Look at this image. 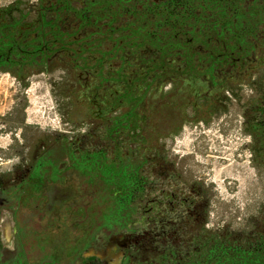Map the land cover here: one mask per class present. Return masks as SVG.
<instances>
[{"label":"rangeland","instance_id":"374dc122","mask_svg":"<svg viewBox=\"0 0 264 264\" xmlns=\"http://www.w3.org/2000/svg\"><path fill=\"white\" fill-rule=\"evenodd\" d=\"M55 4L62 3L0 0V26L50 40L49 29L38 27L43 15L54 20ZM127 19L111 33L107 19L82 26L60 11L57 27L77 31L65 39L75 43L44 62L0 70V157L9 161L0 168L10 167L15 150L59 136L72 169H92L96 179L142 176L144 189L123 213L129 225L105 229L94 245L112 263L123 256L131 264L199 259L215 243L250 248L264 235V20L255 31V60L213 87L197 75L151 80L149 63L140 64L151 50L139 47ZM99 153L98 164L88 157ZM78 177L93 186L92 177Z\"/></svg>","mask_w":264,"mask_h":264},{"label":"flooded vegetation","instance_id":"af4514ba","mask_svg":"<svg viewBox=\"0 0 264 264\" xmlns=\"http://www.w3.org/2000/svg\"><path fill=\"white\" fill-rule=\"evenodd\" d=\"M93 1L82 0L81 4L72 5L70 0H59L61 5L50 6L49 11L55 14L54 20L48 22L43 15L38 27L40 29L46 26L49 29L48 33L52 37L50 40L44 39L46 35L28 40L24 36H17L12 29L6 30L11 26H0V70H12L25 64L30 66L44 62L58 51L66 50L71 42L76 41L66 42L65 39L75 36L78 32L59 30L57 22L60 11L72 12L81 25L86 26L97 20L92 18L85 23L80 20L75 10H81ZM65 5L74 11L68 10ZM112 9L115 10L116 7L113 6ZM97 15L101 17L98 21L107 19L110 23L112 19L111 13ZM121 18L111 24L116 32L119 28H116L114 23ZM71 51L75 53L74 49ZM255 57L256 52L252 61ZM146 74L151 75L147 71ZM207 84L213 86L208 81ZM260 112L262 117L258 131L264 141V103ZM18 130L22 132L23 137L22 128ZM55 140L57 142H54ZM55 140H41L39 145L37 142V145L32 146L35 147L32 151L27 146L26 151H19L18 155L15 150L14 161L12 160L10 167L6 170L0 168V264H131V260L124 256L117 263L107 261L97 252L94 245L99 242L105 229L111 232L115 226L129 225L124 222L123 213L142 192L143 182L136 181L138 190L134 197H128L116 187L112 188L111 179L117 175L100 173V177L96 179L92 169L80 172L70 168L69 164L65 165L61 154H66V144L61 141L59 145V136H56ZM23 143L20 141V144ZM97 156L88 157L95 161ZM6 162L9 161H3L0 157V165ZM78 175L88 179L92 177V180H95L93 186H81V178ZM167 260L164 264H264V235L250 248H223V245L215 243L199 259Z\"/></svg>","mask_w":264,"mask_h":264},{"label":"trees","instance_id":"16d2710c","mask_svg":"<svg viewBox=\"0 0 264 264\" xmlns=\"http://www.w3.org/2000/svg\"><path fill=\"white\" fill-rule=\"evenodd\" d=\"M75 12L85 23L92 18L98 21V13H111V33L116 32L111 24L129 15L130 35H137L140 48L147 44L151 50V58L140 59V64L149 63L151 80L196 74L215 86L254 59L255 31L264 20V0H94ZM97 157L96 164L102 155ZM114 175L113 185L117 183V189L128 197L135 196L136 181L143 182V189L146 185L135 171Z\"/></svg>","mask_w":264,"mask_h":264},{"label":"bare ground","instance_id":"6f19581e","mask_svg":"<svg viewBox=\"0 0 264 264\" xmlns=\"http://www.w3.org/2000/svg\"><path fill=\"white\" fill-rule=\"evenodd\" d=\"M4 237H5V240H7V235H6L5 231H4Z\"/></svg>","mask_w":264,"mask_h":264}]
</instances>
